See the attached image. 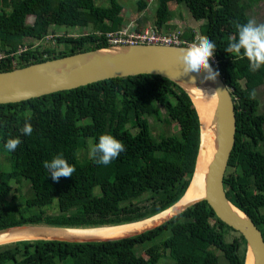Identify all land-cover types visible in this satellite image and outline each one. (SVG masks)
Returning a JSON list of instances; mask_svg holds the SVG:
<instances>
[{"label": "trees", "instance_id": "16d2710c", "mask_svg": "<svg viewBox=\"0 0 264 264\" xmlns=\"http://www.w3.org/2000/svg\"><path fill=\"white\" fill-rule=\"evenodd\" d=\"M0 0V72L82 52L109 47L108 35L124 31L122 7L107 0ZM150 22L160 34H174L169 5H184L200 38L186 27L181 40L207 38L216 44V71L231 91L236 114L235 146L224 186L229 201L247 214L264 240V116L255 90L264 85V68L249 70L246 58L225 49L235 25L250 19L264 0H156ZM147 8L138 2L139 13ZM254 10V11H255ZM33 17L32 24L27 18ZM137 24L129 33H142ZM90 28V32L59 36L54 30ZM50 37L49 45H37ZM25 40H29L25 43ZM62 47V49H59ZM166 119L176 133L156 138L149 118ZM33 128L21 134L25 122ZM0 230L15 226L97 228L126 225L151 218L185 194L195 171L200 124L189 97L169 80L153 75L110 79L20 103L0 105ZM103 134L122 142L124 151L110 165L97 166L88 157L89 145ZM19 138L14 152L4 150ZM75 167L72 177L58 182L43 167L61 155ZM23 181L29 182L21 194ZM13 184L19 187H13ZM98 189L99 194H96ZM18 193V195H16ZM56 201V206L54 202ZM51 210L57 212L51 214ZM215 221V225L210 224ZM220 222L206 202L187 209L170 222L140 236L107 243L17 242L0 251V264H244L246 244ZM168 234L158 243L156 239ZM147 246V244H150ZM143 247V252L135 250Z\"/></svg>", "mask_w": 264, "mask_h": 264}, {"label": "water", "instance_id": "95a60500", "mask_svg": "<svg viewBox=\"0 0 264 264\" xmlns=\"http://www.w3.org/2000/svg\"><path fill=\"white\" fill-rule=\"evenodd\" d=\"M189 49L146 44L110 45L0 72V105L20 103L110 79L153 75L165 78L179 87L191 100L196 113L195 103L201 101L209 102L213 110V119L208 129L212 156L201 179L200 186L203 191L201 198L185 201L189 187L197 180L195 165V171L183 197L167 210L151 218L126 225L90 229L15 226L0 230V239L7 237L0 242V246L17 242L89 244L130 239L170 222L200 202H206L220 222L244 238L246 244L244 264H264V240L261 232L247 214L229 201L225 192L224 178L236 135V114L231 91L220 76L215 82H211L205 80L204 73L193 85L192 78H186L179 67L181 53ZM210 66L216 71L211 63ZM217 90L219 93L212 94ZM197 116L200 124V142L196 164L200 151L204 149L205 139L201 132L198 113ZM136 224H140L137 230L123 231L114 236L93 233Z\"/></svg>", "mask_w": 264, "mask_h": 264}, {"label": "clouds", "instance_id": "9594fccd", "mask_svg": "<svg viewBox=\"0 0 264 264\" xmlns=\"http://www.w3.org/2000/svg\"><path fill=\"white\" fill-rule=\"evenodd\" d=\"M236 34L229 39L225 49L227 54H232L236 58H246L249 70L253 73L264 68V23H258L255 19H249L246 23L235 25ZM216 53V44L207 38L201 39L198 44H194L188 51L182 52L179 57V67L186 78H192L194 85L196 80L205 74L206 81L215 82L219 76L218 71H214L209 61ZM219 93V90L214 91ZM211 94V95H212ZM4 122H0L3 127ZM33 128L29 122H25L21 129V134L30 136ZM19 138H10L4 144V150L11 153L20 145ZM122 142L112 135L103 134L98 141L89 145L88 155L97 166L110 165L119 154L124 151ZM43 167L48 172V177L58 182L61 177H72L75 167L61 155H57L50 161H44Z\"/></svg>", "mask_w": 264, "mask_h": 264}, {"label": "rangeland", "instance_id": "374dc122", "mask_svg": "<svg viewBox=\"0 0 264 264\" xmlns=\"http://www.w3.org/2000/svg\"><path fill=\"white\" fill-rule=\"evenodd\" d=\"M139 1H144L145 3H147V8L144 9L143 12L139 13L138 10V2ZM96 4L98 6H102V7H108L109 6V2L107 0H95ZM117 2L121 5L122 7V11H121V16L124 18V31H130L132 28H136L137 27V19H139L140 21L143 20H153L155 17V10L157 7V2L156 0H117ZM261 5V4H260ZM252 9L250 11H248V16L250 17V19H256V16L260 18L261 16V10L258 11L256 13V10ZM169 11L171 14V22L169 24L171 25H175L176 28L174 29L175 32L179 31V32H183L184 28L189 27L190 29L194 30V32L196 33V37L197 39L200 38V35L198 33V27L202 24V22H197L195 24V21L191 18V16L188 13V10L186 9V7L184 5H177L175 3H171L169 5ZM262 18V16H261ZM33 22V17H28L27 18V24H32ZM258 22V21H257ZM147 24V23H146ZM146 24L140 25L143 26V28H145ZM152 24L150 23L148 26H146V28L151 27ZM154 27V26H152ZM133 30V29H132ZM55 33H57L59 36L65 34L68 36H77V35H83L86 33L90 32V28H64V27H58L56 28V30H54ZM132 33V32H131ZM167 34L169 33V31L166 32ZM49 40L50 37L47 38V40H45L43 43H39V42H33L35 44V46L41 44V45H49ZM29 40H25V43H28ZM59 49H62V47H60ZM256 93V98L260 103L259 109H258V113L264 116V85L258 87L255 90ZM166 119V114L164 113V109H161V119L159 120H155L153 118H149V124H150V129L152 134L156 137V138H162L168 135H171L172 133H176L177 131V127L175 125H171ZM264 129V126H263ZM89 157V155H88ZM0 158L2 159V156L0 155ZM0 159V160H1ZM0 168L7 170V168L9 169V167L5 166V164L3 162L0 161ZM13 187H19L15 184H13ZM29 182L27 181H23V184L21 185V194L26 193L27 189L29 188ZM96 194H99L98 189H96ZM16 195H18V193H16ZM54 205L56 206V201L54 202ZM51 214H56L57 212H55L54 210H51ZM210 224L211 225H215V221L214 220H210ZM168 234H163L160 238L156 239L154 243H158L160 240L164 239ZM237 235L235 234V232H229L228 235L226 236L227 241L232 240L234 237H236ZM14 243H9L7 245H1L0 246V251L5 249V246H10L13 245ZM151 245L147 244V246ZM143 247L139 248L135 250V252L137 254H141L143 252ZM71 260H66L60 264H70ZM160 264H170V260L166 257L164 259H162L160 262ZM219 264H227V262L225 261V258L222 256H219Z\"/></svg>", "mask_w": 264, "mask_h": 264}, {"label": "bare ground", "instance_id": "6f19581e", "mask_svg": "<svg viewBox=\"0 0 264 264\" xmlns=\"http://www.w3.org/2000/svg\"><path fill=\"white\" fill-rule=\"evenodd\" d=\"M195 107L197 108V113L199 115L200 123H201V132L204 139V149L200 151L199 158L197 160L196 164V174H197V180L194 182L188 189L186 193L185 201H191L193 199H198L203 196V191L201 190L202 186V176L206 172L207 165L211 159V147H210V133H209V126L211 124V121L213 119V110L211 108V105L209 102L201 101L198 103H195ZM201 185V186H200ZM140 224L136 225H130L125 227H120L117 229H109V230H101L96 231L93 233H96L97 235H103V236H114L118 233H121L123 231H134L137 230ZM89 234L92 232H88ZM7 237H2L0 239V242H2L3 239H6ZM13 239V238H12Z\"/></svg>", "mask_w": 264, "mask_h": 264}, {"label": "built area", "instance_id": "2783aa9c", "mask_svg": "<svg viewBox=\"0 0 264 264\" xmlns=\"http://www.w3.org/2000/svg\"><path fill=\"white\" fill-rule=\"evenodd\" d=\"M181 32L177 31L174 34H160L154 27L146 28L142 33H129L128 31H122L119 34L108 35L109 43L111 45H165L176 47H188L191 48L194 44H198L195 40L187 43V41L181 40L179 37ZM1 59V56H0ZM213 67H217L218 62L215 58L209 61Z\"/></svg>", "mask_w": 264, "mask_h": 264}, {"label": "crops", "instance_id": "0c3cea01", "mask_svg": "<svg viewBox=\"0 0 264 264\" xmlns=\"http://www.w3.org/2000/svg\"><path fill=\"white\" fill-rule=\"evenodd\" d=\"M260 10H261V16H262V18H261V16H260V18L256 16V19H257L258 23H264V2H262L261 5H260V7H258L256 13H257L258 11H260ZM201 22H202V21H201ZM196 23H197V22H195V24H196ZM137 24L140 25V23H137ZM149 24H150V22H148V23L146 24V26H148ZM146 26H145V27H146ZM185 29H186V28H184V32H185Z\"/></svg>", "mask_w": 264, "mask_h": 264}]
</instances>
